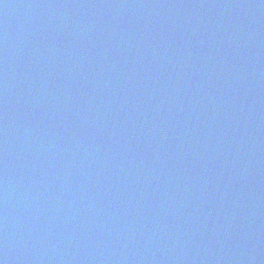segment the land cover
Segmentation results:
<instances>
[{"label":"water","instance_id":"water-1","mask_svg":"<svg viewBox=\"0 0 264 264\" xmlns=\"http://www.w3.org/2000/svg\"><path fill=\"white\" fill-rule=\"evenodd\" d=\"M0 264H264V0H0Z\"/></svg>","mask_w":264,"mask_h":264}]
</instances>
